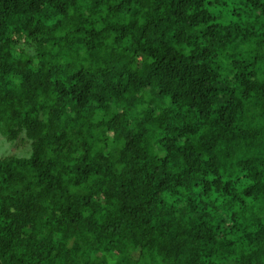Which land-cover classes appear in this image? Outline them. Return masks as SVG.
Returning a JSON list of instances; mask_svg holds the SVG:
<instances>
[{
  "label": "trees",
  "instance_id": "obj_1",
  "mask_svg": "<svg viewBox=\"0 0 264 264\" xmlns=\"http://www.w3.org/2000/svg\"><path fill=\"white\" fill-rule=\"evenodd\" d=\"M0 264H264V0H0Z\"/></svg>",
  "mask_w": 264,
  "mask_h": 264
},
{
  "label": "rangeland",
  "instance_id": "obj_2",
  "mask_svg": "<svg viewBox=\"0 0 264 264\" xmlns=\"http://www.w3.org/2000/svg\"><path fill=\"white\" fill-rule=\"evenodd\" d=\"M30 154V145L26 141L25 144L18 142H8L3 136H0V157L7 155L28 156Z\"/></svg>",
  "mask_w": 264,
  "mask_h": 264
}]
</instances>
